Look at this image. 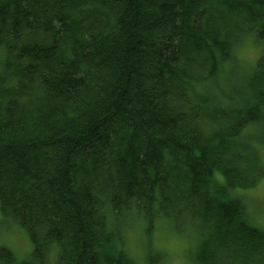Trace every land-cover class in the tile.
Segmentation results:
<instances>
[{"label":"trees","instance_id":"1","mask_svg":"<svg viewBox=\"0 0 264 264\" xmlns=\"http://www.w3.org/2000/svg\"><path fill=\"white\" fill-rule=\"evenodd\" d=\"M249 34L240 86L225 66ZM258 144L264 0H0V213L32 244L0 243V264H135L129 209L194 222V264H264L234 195L264 173Z\"/></svg>","mask_w":264,"mask_h":264},{"label":"rangeland","instance_id":"2","mask_svg":"<svg viewBox=\"0 0 264 264\" xmlns=\"http://www.w3.org/2000/svg\"><path fill=\"white\" fill-rule=\"evenodd\" d=\"M261 48L250 34L234 44L232 59L235 61L228 64L232 67H225L242 75L238 77L242 81L240 86H248L247 80L252 76V72H255L254 64ZM258 151L264 164V149ZM234 195L244 199L252 223L264 228V173L253 186L235 188ZM115 217L116 219L110 216L109 221L113 224L115 219L122 233L124 249L135 264H194L195 248L199 240L197 225L194 222L156 217L149 226L147 220L134 209L121 211ZM0 243L10 249L17 261L27 259L32 251V244L21 226L13 221L3 220L1 213ZM52 257L53 254L50 260Z\"/></svg>","mask_w":264,"mask_h":264}]
</instances>
